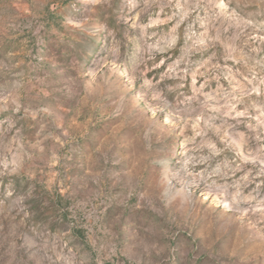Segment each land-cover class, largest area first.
<instances>
[{"label":"rangeland","instance_id":"374dc122","mask_svg":"<svg viewBox=\"0 0 264 264\" xmlns=\"http://www.w3.org/2000/svg\"><path fill=\"white\" fill-rule=\"evenodd\" d=\"M0 264H264V0H0Z\"/></svg>","mask_w":264,"mask_h":264}]
</instances>
